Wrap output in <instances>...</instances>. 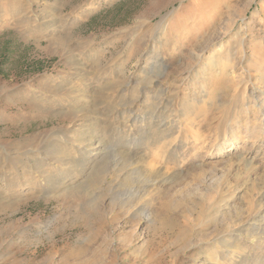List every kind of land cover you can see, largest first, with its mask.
I'll list each match as a JSON object with an SVG mask.
<instances>
[{"label": "rangeland", "instance_id": "1", "mask_svg": "<svg viewBox=\"0 0 264 264\" xmlns=\"http://www.w3.org/2000/svg\"><path fill=\"white\" fill-rule=\"evenodd\" d=\"M23 5L29 21L19 17L18 24H1L0 146L21 143L20 152L43 147L48 140L36 145L30 140L63 126L77 135L88 108H99H90L87 98L100 97L101 111L112 120L115 110L129 107L132 115L144 116L146 105L161 97L163 104L172 102L166 121L174 131L169 137L148 135L126 170L150 164L177 185L147 196L149 216L138 211L145 198L127 200L132 179L111 166L118 134L101 152L109 153L111 169L97 167L98 176L86 179V190L98 196L85 197L78 212L68 209L60 192L27 194V181L15 189L20 196L4 194L0 264H264V233L255 230L264 223V154L257 151L264 145V0H37ZM13 29L25 30V36L13 38ZM69 57L77 60L75 67ZM134 89L140 90L132 105H117L118 96L128 100ZM223 129L229 138L235 134L225 143L233 142L232 149L209 155L211 142H223ZM101 148L93 138L77 149ZM47 161L64 171L54 178L65 181L77 173L70 163ZM197 164H208L204 177L193 172ZM211 166L216 170L209 171ZM36 175L42 184L36 190L50 188L43 174Z\"/></svg>", "mask_w": 264, "mask_h": 264}, {"label": "bare ground", "instance_id": "2", "mask_svg": "<svg viewBox=\"0 0 264 264\" xmlns=\"http://www.w3.org/2000/svg\"><path fill=\"white\" fill-rule=\"evenodd\" d=\"M11 2H13V1H11ZM6 5H7V3H6ZM21 8H25L24 5L19 4L17 6V8L15 6L16 12H13V13H15V15L20 17L23 20L22 22L24 23L25 21L26 22L29 21L30 18H29V15L26 14L28 12V9L23 10ZM45 18H47V17H45ZM201 25L203 26L202 23H199L198 26H201ZM35 32H37V31H35ZM38 32H39V30H38ZM197 42H200V41L197 40L196 43ZM201 45H202V43H200V46ZM67 56H70V55H67ZM189 57H191V55ZM67 61L70 64L74 65V67H75V64H77V60H73V59H71V57H69L67 59ZM84 66H85V64L83 65V67ZM82 70H83V68H82ZM75 71H78V70H75ZM74 73H77V72H74ZM207 74H209V73L208 72L205 73V75H207ZM81 77H82V75H81ZM68 82H69V80H68ZM151 82H152V80L150 79L148 81V84H150ZM50 85H49V87H50ZM97 87H95V88H97ZM55 88H56V86H55ZM66 88H69V87L66 86ZM51 89H52V87H51ZM63 90L65 91V89H62V91ZM139 90L140 89L132 90L128 100H126V98H125L126 95L125 96H121V95L118 96L119 102L117 103V105L123 106V107L126 106V105H128V106L132 105L136 101V97L138 96V91ZM68 92H69V90H68ZM50 93H51V90H50ZM58 93H61L63 95L62 92H58ZM67 93H65V94H67ZM76 93L77 92H71L69 94L72 95V94H76ZM92 93H94V91ZM88 94H90V92ZM77 96H79V95H77ZM83 96H85V95H83ZM106 96H107V94H106ZM71 98H73V97H71ZM101 99L104 100V97L103 98L101 97ZM26 100H27V98H26ZM35 102H37V101H35ZM87 102H88L87 104H88L89 107L90 106H94V104H95L99 108L98 109L97 108H95V109H89L88 108L85 121L82 122L84 124L82 125V123H81L82 126L78 127V128H82V130L77 135L72 134V133L77 132L76 130L74 131L73 128H69V127L66 128L64 126H63V128L62 127L61 128H54L53 127L54 129H50L49 132H46V134H44L43 136H40L39 138L36 137V136L33 137L32 139L30 138L31 139L30 140L31 145H33L35 142L38 144L37 141H39V140H45V139L48 140V141H45L46 145L43 146V147H40V145L34 144L36 146L33 149H31L29 151H26V152H20V150L22 148L20 146L21 143L18 144V145L16 144L14 147H9L8 146V147L3 148V145L0 146V199L3 200V198L5 197L4 194L6 192L10 196H13V195L20 196L21 195L20 192L16 193L15 189H21V186H23V184H24L23 182L27 181V184L29 186H31V188H29L28 191H25V192H27V194H30L32 196V194L33 193L35 194V192L36 193H40L41 195L43 193H46V194L50 193L53 196V193H55V194L57 193L56 195H58V193L60 192V194L64 198L65 197L68 198V199L64 200V202L66 200H68V204H66V205H68V209L71 210V211H74V212H78V209L80 208L79 207L80 206V202L84 201L85 197H87V196H90V197L98 196L96 192L87 191L89 189L86 190V185H87L88 178L90 179V178L96 177L95 175L97 173H95V171H96L97 167L99 168L101 166H106V169L110 170L111 169L110 167L113 166V168H115L113 170L117 171L118 172L117 174H119L120 177H122V178L125 177V179H126V177H128V178L132 179V183L133 184L128 188L129 195H128V199L127 198L126 199L127 200H131V202H132V200L135 202V201H139L138 199H140L141 197L145 198L144 201L142 202L143 205L138 207V209L140 208L138 211L145 212L146 214H148L149 208L151 206L150 205L151 201L148 204H146L147 196H149L153 191L158 189V187L160 189L163 188L166 191L164 193H168V191L166 190L167 188H171V187H173V185H177V184H174V182L171 181V180L168 182V180L170 179L168 174L166 175V174L161 173L159 171V169H154V170L150 169L149 168L150 164H143V165H140V166L133 165L130 169L126 170L128 164H130V163L133 164L134 161H135V157L136 156H131V154L135 155L134 153L141 146V142L143 143L144 141H146V138H147L148 135H151L152 133L158 132V133L164 134L167 137L171 136L172 132L174 131V127L170 126L169 123L166 121V119L169 117V114H167L166 112H167L168 105H172V102L171 103L170 102H168V103L165 102L164 103L165 105H164L163 104V99L161 97H159V98H157L156 102L153 105H151V106H149V104L146 105L147 108H145V111H144V113L146 115L144 114V116H139V115L136 116L135 114L132 115L133 114V110H132L131 107L123 108V109H119V110L116 108L117 109V110H115L116 113L113 114V119H112L113 121L109 120L108 117H106L107 116L106 115L107 113H105L106 111L103 112V110H104L103 106L101 104H99V103H102L101 100H100V97H96L95 96V97H92L90 100H88V98H87ZM74 104H75V102H74ZM254 104H255V101H254ZM260 104L261 103H258V105H260ZM52 105H53V103H52ZM61 105H62V103H61ZM68 105H70V104H68ZM68 105H66V106H68ZM105 107H106V105H105ZM73 108L70 109V111L73 110ZM90 108H93V107H90ZM77 109H79V108H77ZM101 109H103V110L101 111ZM78 111H80V110H78ZM82 111L84 112L85 110L83 109ZM110 111L112 112V110H110ZM110 111L108 113H111ZM59 113H61V112H59ZM61 115H63V113ZM70 117H71V115H70ZM75 117H78V116H75ZM72 118H73V116H72ZM78 119H79V117H78ZM116 119H117L116 122H118V123L115 124L114 120H116ZM61 120H62V118H61ZM254 120L255 121H260L261 119L258 116H254ZM244 127H246V125H244ZM75 128H76V126H75ZM263 128H264V120H261L260 130H262ZM223 130H224L223 134H222L223 142L213 143V142L210 141L211 144L208 145L209 149L207 151V153L209 155L213 154L215 151L227 152V151H230L232 149L231 146H232L233 142H231V143H229L227 145H225V143L227 142L228 139L234 138L235 134H231L232 136H230V138H229L228 134H227L228 130H225V129H223ZM246 131H249V130H246ZM118 134L121 135L120 136L121 139L119 141H116V144H118L119 149L118 150L115 149L116 151L113 152L114 153V159L111 161L112 163L110 162L111 166L109 167V160H110V159H108L109 153L104 155L101 152H102V150H104V147H107V146H109V144H111L110 140H113L114 138L116 140V138L118 137ZM259 134L261 135L260 131H259ZM70 135H73V136H70ZM93 138H98V144L102 146L101 149H97V150H95V152H93L94 151L93 149H91V150H89V149L78 150L77 149L78 147H80L82 145V140L92 141ZM107 139H109V140H107ZM69 140H70V142H67ZM28 141H29V139H28ZM66 142H67L68 145H67V147H64ZM27 143L28 142H26V144ZM3 144L5 145V143H3ZM89 144H90V142H89ZM95 147H96V145H95ZM258 150L260 151L259 154H264V145H262L259 148H257V151ZM43 155H46V157H42ZM47 157L51 158L52 161L53 160H57V161L61 162V164H63V165L66 164V163H70V165H73V167L76 168L77 173L72 175V176H70L65 181H64L65 177H56V178H54L57 175H62V173H64V171L62 170V168H56L54 166H51L48 163V161H47ZM177 158L178 157L175 156V159H177ZM239 159H241V158H239ZM52 161H51V163H52ZM30 162L32 164H30ZM207 166H208V164L207 165L197 164L196 166H194V168L192 167L194 169L193 172L195 174H197L198 176H202V175L205 174V169H206ZM57 169H59V172L56 175L54 173H52V172L50 173L51 170L53 171V170H57ZM214 169L215 168H213L211 166L209 171L210 170L214 171ZM36 173L43 174L45 176V179H46L45 181L48 182L49 184H51L50 188L49 187H44V188L40 189L39 191L36 190V188H39V187L42 186V184H39V182L36 181V178H38ZM207 173L208 172H206V174ZM97 176H98V174H97ZM202 177H204V176H202ZM216 177H218V176H216ZM216 177H214V178H216ZM86 179H87V181H86ZM89 182H90V180H89ZM167 182H168L169 186L165 185ZM87 186H89V185H87ZM165 187H167V188H165ZM85 190L87 192H89L87 195L85 193L86 192ZM126 190H127V188H126ZM19 191H21V190H19ZM78 193H81V194L78 195ZM126 193H127V191H126ZM60 198H61V196H60ZM18 199H20V198L18 197ZM47 199H48V197H47ZM126 199H124V200H126ZM16 200H17V198H16ZM62 200H63V198H62ZM18 201L19 200H17V202ZM21 201H22V199H21ZM18 204H19V202H18ZM18 204H16V205H18ZM178 204H179V202H178ZM5 205H6V203H5ZM260 205L261 206H259L257 210H255V207H254L255 211H253L252 219H257V216L260 213L261 208H262V203ZM168 207L171 208L172 205H168ZM93 211H95V210H93ZM148 216H149V214H148ZM260 223H261V221H260ZM262 225L263 226L259 225L258 227L255 226V230L256 231L259 230L263 234L264 233V223ZM243 229H245V228H243ZM250 236H249V238H250ZM262 237L263 236H261L260 238H262ZM228 238L229 239H231V238H239V236L233 235V234H228ZM260 238H257V239H260ZM262 239H264V238H262ZM259 241L261 242L262 240H259ZM214 254H216V253L214 252Z\"/></svg>", "mask_w": 264, "mask_h": 264}, {"label": "crops", "instance_id": "3", "mask_svg": "<svg viewBox=\"0 0 264 264\" xmlns=\"http://www.w3.org/2000/svg\"><path fill=\"white\" fill-rule=\"evenodd\" d=\"M11 1H13V2H11ZM35 1H37V0H0V34H3V32H4V31L1 30L2 29V25H1L2 23L3 24L4 23L10 24V23L19 21V19H17V18H15L14 21H12L11 17H8L9 14H10V16L15 15V13H13V12H16L15 6L17 8V6L19 4H22L23 5L24 3H28L29 5H32ZM6 3H7L8 6L6 5ZM10 6H11V8H10ZM33 30H35V29H33ZM36 31H37V29H36ZM6 32H10V31L7 30ZM34 33L32 32L33 35H37L38 31L35 34ZM11 36H13V38L22 39L25 36V30H15V29H13L11 31ZM8 42H10V41H8ZM8 42H7V44H8Z\"/></svg>", "mask_w": 264, "mask_h": 264}]
</instances>
